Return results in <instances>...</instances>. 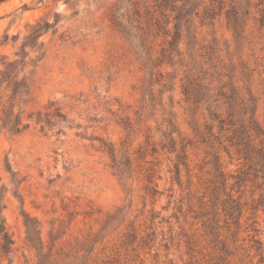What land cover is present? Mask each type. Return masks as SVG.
Instances as JSON below:
<instances>
[{
	"label": "rangeland",
	"instance_id": "obj_1",
	"mask_svg": "<svg viewBox=\"0 0 264 264\" xmlns=\"http://www.w3.org/2000/svg\"><path fill=\"white\" fill-rule=\"evenodd\" d=\"M159 1L0 2V70L33 24L56 22L20 74L32 81L27 127H0L2 215L13 241L4 252L0 239V264H39L23 213L40 223L45 264L264 263V171L245 159L246 139L237 144L252 108L264 131V0L241 1L238 41L227 11L239 0H195L178 51L168 43L175 12ZM151 16L150 96L117 21L146 30ZM187 84L202 86L199 101L187 99ZM9 93L0 89V115ZM248 134L255 145L264 138ZM110 148L128 164L123 175Z\"/></svg>",
	"mask_w": 264,
	"mask_h": 264
},
{
	"label": "trees",
	"instance_id": "obj_2",
	"mask_svg": "<svg viewBox=\"0 0 264 264\" xmlns=\"http://www.w3.org/2000/svg\"><path fill=\"white\" fill-rule=\"evenodd\" d=\"M4 0H0L2 2ZM158 1V0H155ZM243 0L236 1L237 5H233L230 10H228L229 18L232 20V26L234 31V40L238 41L240 38L241 32L243 31L245 25V16L247 15V10L244 7H241ZM170 4L172 10L175 12L173 19L175 23L173 25L174 33L171 39L168 41L169 47L171 50L178 51L179 40L181 38V25L184 22L186 29L188 30L192 9L195 5V0H160V5ZM188 4L192 5V8L186 7ZM198 4V3H197ZM248 1H246V5ZM239 9V10H238ZM261 22L264 21V14L262 15ZM152 18L148 17L146 19L147 28L142 30L138 25H134L133 22L127 18V23H123L121 20L117 21L118 27L123 31L127 39L129 40L130 45L135 50L137 55L141 58L145 70L148 72V77L144 78L143 87L145 93L152 95L151 82H152V70L155 66V58L153 57L149 46L147 45V37L150 35L151 26L154 24ZM56 22H49L47 20H39L33 24L29 32L25 35L23 42L20 45L18 51L15 52V58L9 59L6 56H3L4 60L2 61L3 68L0 70V89H9L10 93L8 95V105L3 107L2 113L0 115V122L2 128H5L12 134H17L21 132L24 128L27 127V124L22 123V112L23 105L26 104L28 98L31 94L32 81L31 79L22 74L25 65L27 64V58L29 52L34 49H41L43 42L40 41V37L44 35L49 29L55 26ZM29 48L28 50L26 48ZM169 55V54H168ZM168 55H165L168 57ZM201 85L193 87L191 85L183 86V92L186 95L187 99H194L199 101L202 98ZM231 93L227 96L229 99L230 106V115L238 113L236 108V92L231 83H229ZM3 96L0 95V103L2 102ZM17 108V109H15ZM61 116L60 114H57ZM250 127L246 128L244 125L241 126L240 139L238 138L237 144H241L242 139H246L243 142L244 157L247 160L252 161L251 164H254L261 167L260 170L264 171V138L260 140V144L252 143L253 139H250V134L248 132L253 130L257 136L264 134V131L260 129V126L254 118V108H252V114L249 116ZM241 140V141H240ZM240 151V150H239ZM109 154L113 163V167L120 175H123L127 169V163L119 160L118 155L115 153V150L110 148ZM128 162V159L126 160ZM9 172H12L7 168ZM6 191L5 185H0V239H1V248L4 252L10 250V245L13 243L6 227L5 220L2 215V209L5 206L3 198ZM24 215V224L26 226V233L28 241L37 249L39 255V264H45L46 256L41 252L42 240L40 237V223L35 217L29 216L27 213ZM264 264V263H263Z\"/></svg>",
	"mask_w": 264,
	"mask_h": 264
}]
</instances>
